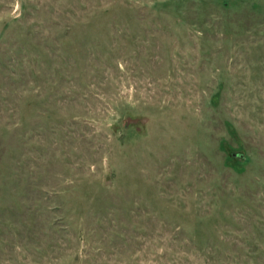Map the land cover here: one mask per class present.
Here are the masks:
<instances>
[{
  "label": "rangeland",
  "instance_id": "1",
  "mask_svg": "<svg viewBox=\"0 0 264 264\" xmlns=\"http://www.w3.org/2000/svg\"><path fill=\"white\" fill-rule=\"evenodd\" d=\"M0 264H264V0H0Z\"/></svg>",
  "mask_w": 264,
  "mask_h": 264
},
{
  "label": "water",
  "instance_id": "2",
  "mask_svg": "<svg viewBox=\"0 0 264 264\" xmlns=\"http://www.w3.org/2000/svg\"><path fill=\"white\" fill-rule=\"evenodd\" d=\"M138 121L146 122V118H142L140 120L138 118H128L127 123L128 124H130V123H137Z\"/></svg>",
  "mask_w": 264,
  "mask_h": 264
}]
</instances>
